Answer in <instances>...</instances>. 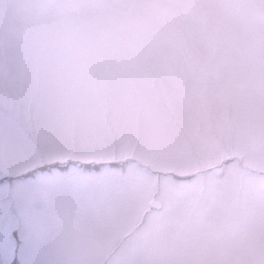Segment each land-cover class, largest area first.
I'll return each instance as SVG.
<instances>
[{
    "label": "rangeland",
    "instance_id": "rangeland-1",
    "mask_svg": "<svg viewBox=\"0 0 264 264\" xmlns=\"http://www.w3.org/2000/svg\"><path fill=\"white\" fill-rule=\"evenodd\" d=\"M0 264H264V0H0Z\"/></svg>",
    "mask_w": 264,
    "mask_h": 264
},
{
    "label": "water",
    "instance_id": "water-1",
    "mask_svg": "<svg viewBox=\"0 0 264 264\" xmlns=\"http://www.w3.org/2000/svg\"><path fill=\"white\" fill-rule=\"evenodd\" d=\"M150 204L154 205V206H158L159 205V203L157 201H154V200H151Z\"/></svg>",
    "mask_w": 264,
    "mask_h": 264
}]
</instances>
